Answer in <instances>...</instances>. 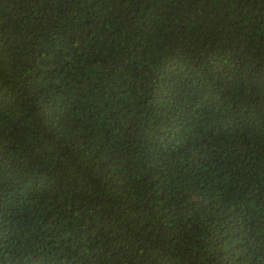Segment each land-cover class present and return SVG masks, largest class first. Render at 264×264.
<instances>
[{"label":"trees","instance_id":"16d2710c","mask_svg":"<svg viewBox=\"0 0 264 264\" xmlns=\"http://www.w3.org/2000/svg\"><path fill=\"white\" fill-rule=\"evenodd\" d=\"M0 264H264V0H0Z\"/></svg>","mask_w":264,"mask_h":264}]
</instances>
